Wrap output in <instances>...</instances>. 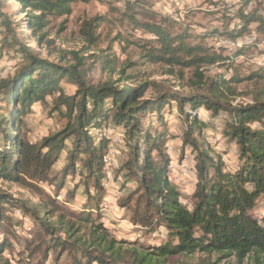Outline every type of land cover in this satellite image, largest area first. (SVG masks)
Returning a JSON list of instances; mask_svg holds the SVG:
<instances>
[{
  "label": "trees",
  "instance_id": "obj_1",
  "mask_svg": "<svg viewBox=\"0 0 264 264\" xmlns=\"http://www.w3.org/2000/svg\"><path fill=\"white\" fill-rule=\"evenodd\" d=\"M92 1L102 0H0L5 42L21 62V68L0 80V98L4 105L0 119L3 138L0 179L31 189L33 179L48 178L49 170L65 152L61 184L68 178H76L89 194L79 214L81 226L77 230L76 224L64 222V217L58 222L60 230H67L72 240L70 246L79 249L83 261L77 264H168L169 258L195 255L234 257L239 264L244 261L264 264V218L260 221L254 216L260 201L264 202V98L257 95L252 102L234 106L235 91L230 83L240 82L236 75L229 79V74L219 73L209 78L200 71L202 66L212 64L230 67L246 50L264 43V0H236L240 3L234 20L239 22L238 27L224 31L215 28L195 36L190 26L184 27L176 20L159 17L158 22L146 23L129 15L131 24L148 33L152 40L145 44L142 65L164 64L169 68L168 73H173L176 66L195 67L198 79L194 83L197 90L189 95L165 92L148 99L146 83L120 87L124 79L110 78L89 85L85 59L78 53H72L71 61L64 52L57 60L50 59L54 45L50 39L51 23L69 15L72 5ZM144 3L145 0H134L126 3V9L134 10ZM10 4L19 9L9 15L4 10ZM17 16L23 17L15 21L13 18ZM102 20L94 18L83 23L80 33L88 45L97 43L96 31ZM175 26L178 28L173 30ZM252 34L256 38L249 44L235 48L213 46L212 53L203 44L210 38L224 37L235 42ZM32 43L40 48L45 45L49 57L38 54ZM222 51L229 56L222 57ZM106 63L101 61L104 70ZM120 74L124 75L125 70ZM64 84L74 86L75 91L66 94ZM50 98H54L56 111L67 120L65 128L41 143L32 142L25 135L27 129L23 130L24 118L34 104H47ZM202 108L211 113L214 122L226 113L223 136L238 148V164L233 171L226 170L223 159L198 139L212 123L199 117ZM173 110L183 122L184 146L191 147L198 179L187 202L168 177L170 159L165 125L167 115ZM153 116L158 117L155 124L151 122ZM108 125L124 133L120 157L127 152L128 160L122 169L123 176L117 177H122L123 183L136 184L134 207L129 210L133 223H141L139 230L147 235L160 227L167 231V238L157 247L140 249L135 244L125 245L100 223L101 204L106 197L103 157L109 142L105 137L99 139L94 135ZM11 200L7 195H0L1 203L13 206L11 211H21L28 220L32 216L46 231L55 230L47 218L39 215V209L26 204L18 206ZM50 214L53 213L47 211L45 216ZM6 245V241L0 242V254ZM59 245L65 247L66 242L61 241Z\"/></svg>",
  "mask_w": 264,
  "mask_h": 264
},
{
  "label": "rangeland",
  "instance_id": "obj_2",
  "mask_svg": "<svg viewBox=\"0 0 264 264\" xmlns=\"http://www.w3.org/2000/svg\"><path fill=\"white\" fill-rule=\"evenodd\" d=\"M133 1L102 0L101 2L92 1L86 4L76 3L72 5L69 15L56 19L50 25V39L54 41V45L50 49L52 52L50 59L57 60L60 53L64 52L67 54V60L71 61L73 60L72 53H78L85 59L84 70L89 85L102 83L110 78L114 81L124 79L125 81L119 84L120 87L123 85L139 86L146 83L148 85L146 99L155 98L158 94L165 92L181 95H189L195 92L197 88L194 83L198 81L194 73L195 67L180 69L176 66L173 73H168L169 68L164 64L142 65L140 63L141 56L145 51V44L152 40L149 38L148 33L131 24L129 15L137 21L146 23L158 22L159 17L168 18L171 21L176 19L179 20L176 23L184 27L190 26L194 36L203 35L206 31L215 28L224 31L225 28L238 27L239 22L234 20L236 19L235 12L240 6L239 1L185 0V10H180L179 0H145L143 7H137L134 10L126 9V3ZM160 2L163 6L158 7L157 4ZM18 9L19 6L10 4L4 11L10 15ZM154 14L158 17L153 16ZM22 17L17 16L13 19L18 21ZM94 18L103 20L96 31L97 43L88 45L82 37L80 29L85 21ZM229 19H231L230 22ZM177 28L175 26L173 30ZM5 36L6 28L1 24L0 18V80L8 77L14 69L21 68L20 57L15 50L6 44ZM221 39H224V37L214 38L213 40L210 38L204 40L203 44L206 49H210L209 53H212L216 40ZM262 44L263 42L259 43L258 46L255 45L252 49L246 50L247 53L237 57L230 67L212 64L200 68V71L204 72L205 76L209 78H213L219 73L229 74V79L236 75L240 82L230 83L233 91H235V98L232 102L234 106L242 102H252L253 97L257 95L264 98V59L259 60L260 57H258L262 54L264 57V51L262 53L257 50L261 49L260 45ZM32 47L43 58L49 57L45 45L40 48L32 43ZM221 55L222 57L229 56L223 51ZM101 61H107L105 70L102 68ZM122 70H125L124 75L120 74ZM260 75H263V77L261 78ZM64 86L66 94H72L75 91L74 86L69 84H64ZM53 99L50 98L47 104H34L31 113L24 118L26 126L23 130L27 129L25 135L30 141L41 143L44 138L64 130L67 120L56 111ZM1 101L2 98H0V119L4 114V105ZM167 116L165 127L168 135L166 140L169 145L171 143L175 147L176 160L182 161L185 151L189 156L187 161L190 162L192 173L185 182L179 185L175 184L182 191L183 201L187 202L198 182L193 166L195 165L194 155L189 153L191 152L190 146H184V125L177 112L175 113V110H173ZM199 117L212 123L211 126L203 129L201 137H198V139L207 144L215 155L223 159L226 170L233 171L238 164V148L223 136L226 113H223L214 122L211 113L202 108ZM2 141L3 138L0 136V148ZM123 149L124 147L122 152ZM120 159L123 164L121 170L116 173L118 177L119 175L123 176L122 169L127 163L128 153L124 152ZM64 166L65 152L49 170L48 178L43 180L33 179V188L31 189L0 179V195H7L10 199L16 201L18 206L26 204L32 208L36 207L39 209V215L47 218V222L56 227L55 230L50 228V231H46L42 228L41 222L38 224L31 215L32 218L29 216L31 221L25 220V218L24 221H20L16 211H11L13 207L11 204L0 202V242H7L6 247L0 254V264L6 262L9 264H77L78 261H83L79 249L74 245L70 246L72 243L69 242L72 240L68 238L67 230H60L58 222L61 217H64V222L75 223V230H77L81 226V223L78 222L79 214L86 206L89 194L86 193L84 186L76 178H68L64 184H61ZM115 189L109 195L106 193L104 201L106 203L107 198L112 197L111 201L113 202L110 203L112 209L108 210L110 215L105 217L102 214L106 210L104 209V202L101 204L102 209L100 207V223L103 227L117 241H123L126 243L125 245L135 244L140 249L157 247L165 241L167 231L164 227H160L155 233L147 235L139 230V224L141 225V223H133L129 210L134 207L136 184L131 181L126 183L124 181L123 183L120 180L117 181ZM53 202L56 204L55 206H53ZM126 202L128 203L126 204ZM106 204L108 206L109 203ZM125 205L128 206V209H123ZM47 211L53 214L45 216ZM254 216L260 221L264 218L263 201H260L258 208L254 211ZM26 224L32 226L31 231L25 229ZM61 241L66 242L65 247L61 248L59 245ZM186 263L239 264L234 257L221 259L218 255L208 258L202 255L187 258L176 256L169 258L168 261V264ZM243 264H249V262L244 261Z\"/></svg>",
  "mask_w": 264,
  "mask_h": 264
},
{
  "label": "bare ground",
  "instance_id": "obj_3",
  "mask_svg": "<svg viewBox=\"0 0 264 264\" xmlns=\"http://www.w3.org/2000/svg\"><path fill=\"white\" fill-rule=\"evenodd\" d=\"M255 38L256 37L253 36V40ZM243 40L244 39H240V40H237V41L233 42V41H231V40H229L227 38H224V39H221L219 41L218 40H216V41L219 42L222 45H225L226 47L235 48V47L242 46L244 43H239L238 44V42H241ZM260 47L263 48L264 47V43L262 45H260ZM263 51H264V48H263ZM157 118L155 116H153L151 118V122L153 124L157 123ZM94 136L98 137L99 139L105 137L108 140V142H109V143H107L108 144L107 153L103 157L104 174H105V177H104V188L106 190L107 195H109V194L113 193L116 190L115 189L116 183H117V181H120L121 178H122V177H120L118 179V177L116 175V171L122 166L121 165V159H120L121 157L120 156H121V149H122V147L124 146V143H125L124 133L121 131V129H119V128L117 129V127H114L113 125H108V126L102 128L101 130L97 131ZM189 149H190V147H189ZM189 153H191V152H189ZM167 154H168L169 159H170V164L174 165V167H175V169H172V167H170V169H169V175H168L169 180L173 184H176V185H179L180 183L185 182L186 179L192 173V171L190 170L191 169L190 162L187 161L189 156L187 154H185L184 159H182V161L176 160L177 154H176V151H175V147L173 145H171V143H170V145H168ZM193 160H194V158H193ZM116 179H118V180L116 181ZM108 198H107V202H108ZM108 203H110V202H108ZM105 206H107V204H105ZM16 214H17V217H19L20 219L24 220L25 216L22 215L21 211H16ZM27 225L28 224H26V228L25 229H27L28 231H31L32 230V226L31 225L27 226ZM156 234H158V233H156Z\"/></svg>",
  "mask_w": 264,
  "mask_h": 264
},
{
  "label": "crops",
  "instance_id": "obj_4",
  "mask_svg": "<svg viewBox=\"0 0 264 264\" xmlns=\"http://www.w3.org/2000/svg\"><path fill=\"white\" fill-rule=\"evenodd\" d=\"M179 2H180V5H181V7H180V10L182 9V10H185V3H186V1L185 0H179ZM160 5H162L163 6V4H161V2L160 3H158L157 4V6L159 7ZM176 20V19H175ZM176 21H179V20H176ZM213 40V39H212ZM182 192V191H181ZM112 198V197H111ZM111 198H108V202H110V203H112L113 201H111ZM107 203V202H106ZM105 202L103 203V205L104 204H106ZM110 203L108 204V206L106 207L105 206V208L104 209H106V210H104L103 211V215L105 216V217H107V215H110V213L108 212V210L111 208V206H110ZM112 209V208H111Z\"/></svg>",
  "mask_w": 264,
  "mask_h": 264
},
{
  "label": "built area",
  "instance_id": "obj_5",
  "mask_svg": "<svg viewBox=\"0 0 264 264\" xmlns=\"http://www.w3.org/2000/svg\"><path fill=\"white\" fill-rule=\"evenodd\" d=\"M253 36H255V34H252L251 36H248V37H244V40L241 41V42H238V44H239V43H247V44H249V42L253 40ZM215 46H216V47H221V46H222V47H225L224 45L218 44L217 42H216ZM263 48H264V47H263ZM263 48H261V49H257V50H258L259 52H262V53H263ZM258 57H260L259 60L264 59L263 54L260 55V56L258 55ZM170 167H172V169H175L174 165H171V164H170Z\"/></svg>",
  "mask_w": 264,
  "mask_h": 264
}]
</instances>
